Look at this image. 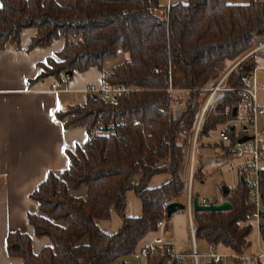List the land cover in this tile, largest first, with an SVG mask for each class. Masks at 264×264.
Instances as JSON below:
<instances>
[{
  "label": "trees",
  "instance_id": "obj_1",
  "mask_svg": "<svg viewBox=\"0 0 264 264\" xmlns=\"http://www.w3.org/2000/svg\"><path fill=\"white\" fill-rule=\"evenodd\" d=\"M26 28L36 30L27 50L64 38L55 54L58 60L38 64L41 70L29 83L48 77L60 82L95 66L105 72L106 85L135 89L110 100L88 92L81 105L57 112L65 128L84 126L88 138L82 148L66 151L68 165L60 176L49 172L29 194L38 213L28 214L27 221L34 235L47 236L51 246L35 254L30 235L17 230L6 237L7 254L20 257L22 264H128L124 259L147 233L157 230L158 221H170L166 205L186 189L191 126L207 97V84L228 62L264 42V0H188L166 9L160 0H0V51L8 45L19 47ZM256 56L264 58V50H256L228 74V90L201 129V136L207 137L217 125L227 124L223 132L230 140L221 144L226 151L245 133L235 134L231 121L249 117L244 89ZM169 86L175 90L172 95ZM109 124L114 134H93ZM215 145L220 143L206 146ZM159 173L170 178L149 187L150 178ZM194 178H203L201 170ZM81 186L87 188L83 197L69 193ZM128 190L141 200L140 216L125 212ZM247 197L248 187L239 180L225 197L230 210L192 212L196 239L230 247L240 256L239 263L264 264L249 253L254 206ZM113 211L121 225L108 233L96 221L109 219ZM168 247L148 256L145 264H165Z\"/></svg>",
  "mask_w": 264,
  "mask_h": 264
},
{
  "label": "crops",
  "instance_id": "obj_2",
  "mask_svg": "<svg viewBox=\"0 0 264 264\" xmlns=\"http://www.w3.org/2000/svg\"><path fill=\"white\" fill-rule=\"evenodd\" d=\"M177 2L187 3L188 0L160 1L163 9ZM35 34L34 28L23 29L19 47L8 45L7 48L0 51V264H22L20 257H11L7 254L6 237L9 232L18 230L30 235L31 249L35 254L43 247L51 246V241L47 236L37 237L34 235L33 227L27 221L28 214L38 213L37 203L29 197V194L49 172L60 176L68 165L66 151L75 152L77 146L82 148L88 138L84 126L65 128L63 122L56 117L57 112L64 111L71 105H81L85 101L87 87L91 84L96 86L101 84V71L95 66L83 72L74 71L67 84L60 85L55 90L50 87L51 81L54 80L51 77L29 83V80L34 79L41 70L38 64H47L48 58L58 60L55 54L64 45V38H59L47 47H35L32 50H27L31 37ZM256 68L258 71L264 69L263 57L256 56ZM256 79L257 83L264 85V80L260 79L258 72ZM244 120L239 119L231 122L234 125L235 121L245 122ZM223 126H227V124H223ZM220 133L219 140L212 141L208 136H200L198 141V150L193 158V169L194 174L201 170L203 178L199 180V185L194 187L193 182L196 179L193 177L191 190L193 194H199V197L210 198L200 193V186L206 181L219 187L220 192L221 186L226 185L225 174L230 175L231 187L236 186L240 180L242 170L240 166H236L240 161L231 160L227 155H220L222 151L226 152L221 144H228L230 140L229 138L227 141H222ZM239 133L240 131H236L235 128V134ZM260 134L263 153L259 167L264 170V134ZM218 143L220 145L206 146ZM239 145L237 143L235 148ZM190 164L188 153L184 166L186 189L177 200H182L185 197L189 183ZM232 165L234 166L230 169ZM234 171L237 172V181L235 182L232 179ZM139 178L140 175L135 176V182ZM169 178L170 175L167 173L155 174L150 178L148 185L156 187ZM86 192V186L69 190V193L75 197H83ZM217 198L219 202L225 199L223 196ZM125 212L128 216L133 217L142 214L141 200L134 191L126 192ZM96 222L101 230L108 233L116 232L121 225V219L114 211L109 219H98ZM187 222V213L177 211L169 222L165 220L162 231L147 233L137 246L146 244L159 233H163V239L168 246H173L180 252H188L190 237ZM249 223L251 224L249 253L258 256L261 251H264L262 248L264 233L259 230L253 220H249ZM197 245L200 251H206V242L197 241ZM217 250L226 255L225 263L227 264H254L239 263L237 258L232 256L234 251L221 243H218ZM131 256L138 261L133 255ZM259 259L264 263V256ZM119 261L114 263L118 264ZM184 261L185 264H192L189 258H185ZM128 264L130 263L128 262ZM200 264L212 263L203 260Z\"/></svg>",
  "mask_w": 264,
  "mask_h": 264
},
{
  "label": "built area",
  "instance_id": "obj_3",
  "mask_svg": "<svg viewBox=\"0 0 264 264\" xmlns=\"http://www.w3.org/2000/svg\"><path fill=\"white\" fill-rule=\"evenodd\" d=\"M264 47V42L260 43L257 47H255L253 50L248 52L247 54L243 55L242 57L237 58L234 63V65L227 71L226 73L221 77L220 81L215 84L213 88L210 89L209 95L206 97L203 104L200 106L199 110L195 114L192 126H191V136H190V147H189V157L191 160L190 169H189V183L188 187L185 193V197L181 200L185 203L186 209L185 212L188 215V222H187V228L189 232L190 237V250L188 252H180L177 251L173 246L168 247V260L165 262V264H185L184 259L189 258L192 262V264H200L203 260H208L212 262L213 264H227L225 263L226 255L220 253L217 250L218 244H207L206 251H200L198 249L197 245V239L195 235V226L192 219V204H191V198L193 196L192 190H191V181L194 177V169H193V158L195 156V153L197 152L198 147V141L201 136V129L203 127V124L207 118V115L211 108L218 104L224 97V92L228 90V88L225 86L220 88L222 86L221 84L226 81V78L228 74L236 67L240 62H242L246 57L251 55L256 50ZM232 62V61H230ZM158 69H155L157 71ZM254 73V72H253ZM105 72L101 71V84L99 86H96L94 84H91L87 87V93H95L100 96H102L106 100H110L113 98L116 94L120 93H128L135 88L132 87H126L121 84H116L113 86L106 85L102 78L104 77ZM253 77V74L250 76V78L247 81V86L244 89V94L246 96V107L248 110L249 117L245 118V126L253 130L252 134H249L251 137L250 140L246 141L243 144H240L237 148H234L230 151L221 152L220 155H227L231 160H239L238 164L236 166L241 167V174H240V181L245 183L248 187V201L254 206V210L251 213L250 220H253L256 225L258 226L259 230L264 233V213L262 210H264V203H262V195L260 191V183L263 180V173L262 169L259 167V162L262 160V153L261 145H260V132L257 129L256 125V118L264 114V107L259 106L256 103L257 96H256V87L254 82L251 81ZM68 82V78L63 77L60 82L56 80H52L50 87L51 89L55 90L60 85H65ZM221 89V90H220ZM168 94L172 95L174 94L175 90L169 86L167 88ZM173 110V105L169 106V109L167 110L168 113H171ZM133 123L137 124L138 120L135 119ZM115 133V128L113 125L109 124L107 127H98L93 131V134H105L110 135ZM220 137L222 141H227L229 138L227 137V134L225 132L220 133ZM232 165L230 169L233 167ZM235 186H232L229 190V192L233 191ZM199 203L201 204H208L210 201L213 203H218L219 199L216 198H205V197H199L198 198ZM165 225V219H161L157 223V230L156 231H162ZM166 245L164 239H163V233H159L157 236H155L151 241L147 242L146 244L138 246L134 252L133 256L138 259L139 261H144L148 258L150 255L158 254L162 251L164 246ZM237 260L240 258V256L237 253H233V255ZM264 256V251H261L258 256L253 257H262Z\"/></svg>",
  "mask_w": 264,
  "mask_h": 264
},
{
  "label": "rangeland",
  "instance_id": "obj_4",
  "mask_svg": "<svg viewBox=\"0 0 264 264\" xmlns=\"http://www.w3.org/2000/svg\"><path fill=\"white\" fill-rule=\"evenodd\" d=\"M160 1H162V0H160ZM161 13L164 14V10H162ZM258 50L259 51H263L264 50V47H262V48H260ZM119 59L120 58H118L117 60L112 61V62L116 63L117 61H119ZM112 62H109L107 64V67L110 66V64H112ZM235 62H236L235 60L232 61V62H228L227 63V66L220 73L219 77L216 80H213V81H211L210 83L207 84V87H206V90H207V93H208L207 96L210 93V89L209 88H213L215 86V84L220 81L221 77L226 73L227 69L228 68L230 69L234 65ZM257 72L260 75V79H263L264 80V69L258 71V68H255L254 73H253V77H252L251 81L254 82L255 87H256V96H257L256 103L259 106L264 107V85L262 86L261 84L257 83V79H256ZM224 84H225V81L221 84L222 86H220V88H222L224 86ZM210 111H209V113H210ZM209 113H208V115H209ZM234 125H235V128H236V131H240V130H242V126L245 125V123L244 122H240V121H235L234 122ZM256 125H257L258 131L260 133H263L264 134V115L263 114L262 115H259L256 118ZM225 127L226 126H223V124L217 125V127L210 132V134L208 136V137H210L209 139L212 140V141L219 140V133H220V131L224 130ZM245 132L248 133V134H252L253 130L248 127ZM188 161H189V159H188ZM234 172H233L234 173V178H232V179L235 182V181H237V172L236 171H234ZM225 178H226L225 184L228 185L229 187H231L232 181H231L230 175L225 174ZM193 185H194V187H196L197 185H199V180H195L193 182ZM200 187H201L200 188V191H201L200 193H202V195H206V196H208L210 198H215L216 196L219 197V198L222 197L221 192H219V187H217L215 184H213V183H211L209 181H206ZM181 212H183V211H181ZM83 242H87V239L85 238L83 240ZM262 248L264 249V245L262 246ZM126 260L130 264H144V261H139V260L136 261L132 256L131 257H128ZM114 264H116V263H114Z\"/></svg>",
  "mask_w": 264,
  "mask_h": 264
},
{
  "label": "water",
  "instance_id": "obj_5",
  "mask_svg": "<svg viewBox=\"0 0 264 264\" xmlns=\"http://www.w3.org/2000/svg\"><path fill=\"white\" fill-rule=\"evenodd\" d=\"M70 75L72 74L71 72H68ZM243 130L246 131L247 127L244 125ZM252 136L249 134L245 133L243 136H241L237 143L238 144H243L246 141L250 140ZM229 193V189L225 186H221V195L223 198H225ZM199 194L195 193L193 194L191 198V204H192V210L193 212H206V211H228L232 208L231 203L225 198L224 200L218 202V203H213L210 201L207 205L206 204H201L199 203ZM186 205L184 202L181 200H173L166 205V215L167 216H172L175 212L177 211H185Z\"/></svg>",
  "mask_w": 264,
  "mask_h": 264
}]
</instances>
